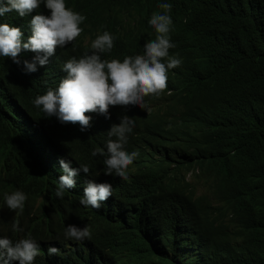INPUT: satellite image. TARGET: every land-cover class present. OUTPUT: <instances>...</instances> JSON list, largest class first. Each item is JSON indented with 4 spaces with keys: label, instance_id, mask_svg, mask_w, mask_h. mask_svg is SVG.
<instances>
[{
    "label": "clouds",
    "instance_id": "9594fccd",
    "mask_svg": "<svg viewBox=\"0 0 264 264\" xmlns=\"http://www.w3.org/2000/svg\"><path fill=\"white\" fill-rule=\"evenodd\" d=\"M144 1L0 0V143L29 150L37 206L68 195L22 236L33 202L0 158V264H264V154L216 153L258 72L232 45L254 42L244 0L219 2L229 31L208 0Z\"/></svg>",
    "mask_w": 264,
    "mask_h": 264
},
{
    "label": "trees",
    "instance_id": "16d2710c",
    "mask_svg": "<svg viewBox=\"0 0 264 264\" xmlns=\"http://www.w3.org/2000/svg\"><path fill=\"white\" fill-rule=\"evenodd\" d=\"M139 2L142 6L145 5L144 0H139ZM219 2L220 0L206 1L205 8H210L209 20L215 21L226 31L241 25L242 21L231 20L220 12ZM146 3L148 4L146 17L156 11L161 3L172 4V13L177 17L182 12L184 0H147ZM242 12L254 42L238 38L232 45L258 58V65L256 64L258 72L250 76L247 79L248 81L244 83L247 88L244 108L234 118L223 123V127L226 129L225 140L216 146V153L219 155H226L233 149H251L264 154V0H244ZM183 34L187 39L197 41L194 37V39L191 37L190 33L183 32ZM198 34L199 32L196 31L195 36H198ZM198 43L200 45L198 53L201 54V48L204 47V44L202 41H198ZM97 130L103 138L108 133L101 127H98ZM2 141L3 143H0V158H12L14 171L24 177L25 180L23 179L22 183L33 202L34 214L28 217L21 235H34L41 238L37 229H46L51 220L57 218L50 210L59 208L61 212H65V201L68 195L64 194L63 199L44 196L42 203L37 206V197L43 192V186L39 185L33 188V179L28 175H24L25 163L29 161V150L20 143ZM99 158V155L96 156V159ZM10 233L14 236L13 240L15 241L20 232L11 231ZM47 264H65V262L63 259H56Z\"/></svg>",
    "mask_w": 264,
    "mask_h": 264
}]
</instances>
